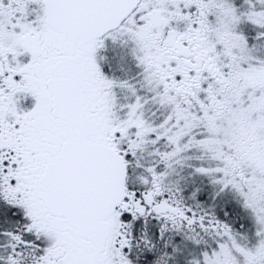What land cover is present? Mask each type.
I'll use <instances>...</instances> for the list:
<instances>
[{
	"label": "snow or ice",
	"instance_id": "1",
	"mask_svg": "<svg viewBox=\"0 0 264 264\" xmlns=\"http://www.w3.org/2000/svg\"><path fill=\"white\" fill-rule=\"evenodd\" d=\"M0 264H264V0H0Z\"/></svg>",
	"mask_w": 264,
	"mask_h": 264
}]
</instances>
